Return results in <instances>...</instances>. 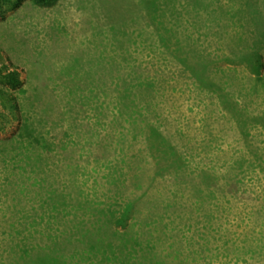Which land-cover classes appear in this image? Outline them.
<instances>
[{
    "label": "rangeland",
    "instance_id": "obj_1",
    "mask_svg": "<svg viewBox=\"0 0 264 264\" xmlns=\"http://www.w3.org/2000/svg\"><path fill=\"white\" fill-rule=\"evenodd\" d=\"M255 47L264 51V0H24L0 12V48L23 71L20 107L35 119L37 139L47 142L37 151L43 167L30 165L23 174L16 169L22 163L16 150L0 148V264H32L31 254L56 264H264L262 173L246 175L229 191L222 186L228 196L221 200L174 196L172 175L151 179L148 162L141 163L139 186L119 172L120 187L103 176L139 148L149 160L139 132L112 104L107 107L115 92L105 87L121 91L141 84L144 117L181 150L206 145L220 156L245 148L234 113L214 88L194 85L185 68L202 69L212 59L223 68L222 77H234L229 83L239 88L226 90L237 109L248 113L264 106V91L253 94L259 105L252 107L244 94L235 97L253 83L246 61L229 53ZM160 83L166 91L157 95ZM250 132H258L255 144L264 148L263 133L256 127ZM16 133L14 123L0 133V143ZM48 175L67 195L64 202L51 199L52 210L37 192L36 180ZM221 182L214 180V186ZM16 203L32 222L20 249L9 242V226L20 216ZM111 209L122 210L118 219L133 212L129 225L140 222L137 231L132 227L134 243L111 248L115 232L125 229L106 215ZM102 245L106 252L94 247Z\"/></svg>",
    "mask_w": 264,
    "mask_h": 264
},
{
    "label": "trees",
    "instance_id": "obj_2",
    "mask_svg": "<svg viewBox=\"0 0 264 264\" xmlns=\"http://www.w3.org/2000/svg\"><path fill=\"white\" fill-rule=\"evenodd\" d=\"M23 1L24 0H0V12L3 14L6 10L14 9ZM33 1L43 4L51 0ZM229 56L246 61L248 65L247 69L250 73L247 80H251L250 82L253 83L251 88H246L245 85L244 87H240L235 97H241L244 94L245 98L248 100V104L250 102V107L255 104L259 105L253 94L258 95L260 91H264V51L255 47L241 51L237 54L229 53ZM4 59L8 61L7 64L3 62ZM212 62L214 61L211 59L210 63L212 65L206 66L205 64V67L202 69L192 67H186L185 69L194 85L205 89L214 88V91H217L221 100V105L229 110L231 115L234 113L232 116L243 134V138L246 137V140L248 141L245 148L240 149L238 152L225 151L220 156L216 152H211L212 149H209L206 145L203 146V148L190 147L186 150H181L176 144H173L171 136L168 139L166 138L165 134L158 128V125L151 121L152 118L144 117V104L139 100L143 87L141 84H131V87L122 88L121 91L105 87L107 91L115 92V98L111 103L109 102L106 104L107 107L112 104V107L119 111V115H123L125 121L129 122L132 130L134 132H139V135L143 138V144L145 146L143 149L149 158V160L146 161L140 148L138 149V153L131 154L128 160L125 156H121L118 162L112 167L109 166L107 169L109 171L103 175L108 183L120 187V179H117V173L119 172L121 175L126 176L124 178H127L128 180L131 179L133 185L139 186L144 182V178H142V174H140V169L142 167L141 163L148 162L147 164L152 165L151 168H147L150 172L152 169L150 175L151 179H153L152 176L161 175L165 172H169V174L172 175L173 184L172 191L170 192L174 196L182 195L184 192L187 196L192 198H200L202 200L216 198L217 200H221L228 196V193L222 186H227L229 191L230 187L233 186V188H235L237 186L236 184L243 182V178L246 175H255L256 177L258 173L264 175V148L255 144V138L259 137L257 134L258 132L255 134L250 132L251 128L256 127L260 131V135L262 133L264 135V106L261 108H251L252 111L249 110L248 113L243 109H237L236 103L230 98V91L226 90L227 87H233L234 89L239 88L236 86L237 83H229L234 77H227V75L224 74V79L227 78L225 80L221 79L223 78L221 74L224 73V71L221 70L223 68L220 69ZM229 71L236 76L232 70L229 69ZM21 72L23 71L20 67L11 63L9 57L6 56L4 51L0 48V133L7 131L14 123H17L18 132L15 134V138L8 139V142L6 143H0V148L10 152L16 150L20 155L19 161H17L22 163H18L19 167L16 168L19 174H23L30 165L34 166L37 170L43 167L42 159L37 151L47 144L44 139H37L40 134L35 133L37 131L35 119H29L28 116L26 117V114L23 113L26 108H23L22 111L20 107L19 95L26 93V89H24V81L21 78ZM245 79L241 81L244 84L246 83ZM159 86L160 87H158L156 92L157 95L166 91L165 86L162 83H160ZM102 88L104 89V87ZM149 88L150 87L148 86L147 89ZM231 93L233 94L232 91ZM83 96L88 101H91L93 97L92 94L87 91L83 93ZM94 97L98 98V96ZM153 103L154 110H157V104H155L154 101ZM133 108H135V110ZM147 109H151V107ZM114 119L122 120V116H117ZM133 136L135 137V135ZM119 141H125V139L122 137ZM121 164L123 167H126V171H128L127 174L125 173L126 171H122L123 167L121 168ZM127 179L125 180L127 181ZM217 179L222 181L221 184L219 183V187L214 186V180ZM36 182L38 184L37 192L41 193V195L45 194L46 202L44 205L46 210H52L48 206V203L53 198H58L61 201L67 200V195H65L60 188L57 189L55 186L56 183L59 184L58 181L51 176L40 177ZM152 187L153 185H151L150 189ZM155 192L158 193H156V195H162L161 191ZM116 194L119 195L120 193L116 191ZM21 206L24 205L16 203V211L18 210L17 212L20 216L19 219L17 218L9 226L14 229L9 232V242H15L18 249H20V243H22L28 236V229L30 228L28 224L32 223L27 222L28 217L26 215H28V213L25 212L26 210L22 212V208H20ZM44 212L47 213L46 211ZM120 213H122V210L118 211L111 209L107 211L106 214L108 216H114L113 219H115V224L119 223L122 227H125L124 232H115V234H117V241L114 242L116 244L112 243L110 245L111 248L114 245L122 247L126 244L134 243L135 241L132 240L135 239L134 235L137 236L136 231L137 228L140 227V222L138 224L132 223L129 225L128 220L134 218V216H132L133 212L118 219ZM46 219V223H49L51 216L47 215ZM33 223L39 224L37 221H33ZM16 224H19V226H15ZM133 226L136 228V231H133ZM94 247L103 250V245ZM26 253L27 252L25 251V254ZM110 253L111 251L109 252V256ZM30 258L32 259V264H56V262L53 263L48 261V259L51 258L49 256L45 259L43 258V261H37L35 254H31ZM67 260L69 259L67 258ZM62 264L70 263L64 262Z\"/></svg>",
    "mask_w": 264,
    "mask_h": 264
}]
</instances>
